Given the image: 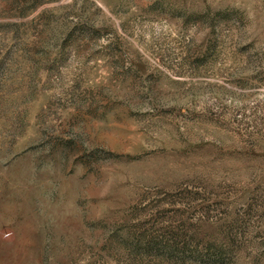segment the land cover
<instances>
[{
  "label": "rangeland",
  "instance_id": "1",
  "mask_svg": "<svg viewBox=\"0 0 264 264\" xmlns=\"http://www.w3.org/2000/svg\"><path fill=\"white\" fill-rule=\"evenodd\" d=\"M0 264H264V0H0Z\"/></svg>",
  "mask_w": 264,
  "mask_h": 264
}]
</instances>
